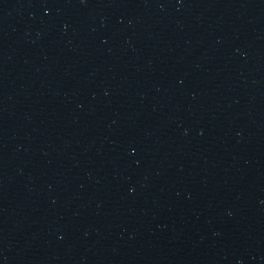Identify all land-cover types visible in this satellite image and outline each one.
I'll return each instance as SVG.
<instances>
[{
    "label": "water",
    "instance_id": "1",
    "mask_svg": "<svg viewBox=\"0 0 264 264\" xmlns=\"http://www.w3.org/2000/svg\"><path fill=\"white\" fill-rule=\"evenodd\" d=\"M0 264H264V0H0Z\"/></svg>",
    "mask_w": 264,
    "mask_h": 264
}]
</instances>
